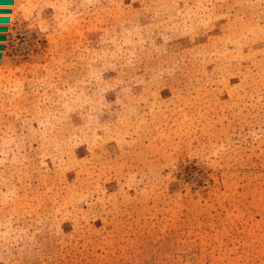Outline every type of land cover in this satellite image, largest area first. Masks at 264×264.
Segmentation results:
<instances>
[{
    "label": "rangeland",
    "instance_id": "rangeland-1",
    "mask_svg": "<svg viewBox=\"0 0 264 264\" xmlns=\"http://www.w3.org/2000/svg\"><path fill=\"white\" fill-rule=\"evenodd\" d=\"M0 264H264V0H0Z\"/></svg>",
    "mask_w": 264,
    "mask_h": 264
},
{
    "label": "trees",
    "instance_id": "trees-1",
    "mask_svg": "<svg viewBox=\"0 0 264 264\" xmlns=\"http://www.w3.org/2000/svg\"><path fill=\"white\" fill-rule=\"evenodd\" d=\"M11 29H13V25H12Z\"/></svg>",
    "mask_w": 264,
    "mask_h": 264
}]
</instances>
